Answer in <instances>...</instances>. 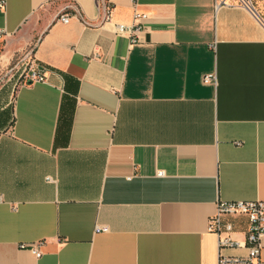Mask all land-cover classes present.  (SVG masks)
Here are the masks:
<instances>
[{"label": "crops", "instance_id": "crops-1", "mask_svg": "<svg viewBox=\"0 0 264 264\" xmlns=\"http://www.w3.org/2000/svg\"><path fill=\"white\" fill-rule=\"evenodd\" d=\"M132 1L0 7L2 57L47 75L0 87V264L246 253L220 250L208 223L220 201H264V0ZM135 8L147 17L132 43L117 24ZM222 220L245 237L246 214Z\"/></svg>", "mask_w": 264, "mask_h": 264}, {"label": "built area", "instance_id": "built-area-1", "mask_svg": "<svg viewBox=\"0 0 264 264\" xmlns=\"http://www.w3.org/2000/svg\"><path fill=\"white\" fill-rule=\"evenodd\" d=\"M230 0H216L217 5L229 3ZM248 7L252 6V0H239ZM134 6L137 5V0L132 1ZM5 4V0H0V7ZM112 7L109 3L104 2L103 19L108 20L111 18ZM147 17L145 12L140 11L138 8L134 9L133 22L131 24L118 23V33H128L131 36L132 43L138 39V32L143 29V19ZM58 19L63 22L70 20V14L67 12L60 13ZM20 62H15L10 70L12 74L18 73V82L26 83L29 81H45L47 75L45 72L35 66L31 65L30 68H22L18 66ZM18 71V72H17ZM215 80V75L207 73L203 76L205 83ZM162 173V171L160 172ZM246 214L249 218V228L244 238H236L233 235L234 225L232 222H224L222 216L224 214ZM208 229L218 235L219 249L226 247L231 248H244L245 254H225L220 252L216 264H264V259L261 256L262 240L264 238V201L263 200H235V201H220L217 204V209L209 218ZM96 230H107V227H96ZM43 240L30 244L31 250L36 256H41L43 251L41 245Z\"/></svg>", "mask_w": 264, "mask_h": 264}, {"label": "rangeland", "instance_id": "rangeland-1", "mask_svg": "<svg viewBox=\"0 0 264 264\" xmlns=\"http://www.w3.org/2000/svg\"><path fill=\"white\" fill-rule=\"evenodd\" d=\"M17 56H14V59H8L6 60L5 58L2 57L0 53V87L7 82H14L17 80L18 73L12 74V71L10 70V67L15 63ZM15 60V61H14ZM23 59L20 61L22 63ZM25 65L22 64V67L19 69V71L24 67ZM18 72V71H17Z\"/></svg>", "mask_w": 264, "mask_h": 264}]
</instances>
